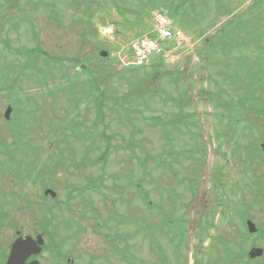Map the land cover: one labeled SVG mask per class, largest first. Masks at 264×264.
<instances>
[{"label": "rangeland", "instance_id": "obj_1", "mask_svg": "<svg viewBox=\"0 0 264 264\" xmlns=\"http://www.w3.org/2000/svg\"><path fill=\"white\" fill-rule=\"evenodd\" d=\"M154 9L185 32L180 48L161 64L122 67L97 28L126 43L150 34ZM263 46L264 0H0L2 252L16 230L44 231L75 264H119L107 242L124 231L147 260L130 264H184L202 213L190 191L243 188L238 169L264 167ZM245 91L260 101L247 112ZM8 97L22 134L3 119ZM56 251H42L41 264Z\"/></svg>", "mask_w": 264, "mask_h": 264}, {"label": "flooded vegetation", "instance_id": "obj_2", "mask_svg": "<svg viewBox=\"0 0 264 264\" xmlns=\"http://www.w3.org/2000/svg\"><path fill=\"white\" fill-rule=\"evenodd\" d=\"M238 171V181L243 183V188H235L229 183L227 187L211 191L199 187L193 194L198 206L202 205V213L197 221L198 236L186 240L184 264H264V174L256 177L241 168ZM162 195L155 197L160 200ZM167 201L164 197L160 203ZM159 205L156 209L166 214ZM152 208L154 219V206ZM123 238L124 231H120L116 240L107 242V250L119 258V264H124L126 255H134L126 248ZM42 250L56 251L57 248L46 242ZM152 253L148 249L150 256ZM54 256L53 264H75V258L61 255L60 250ZM34 259L41 264L38 256L29 257L27 262Z\"/></svg>", "mask_w": 264, "mask_h": 264}, {"label": "water", "instance_id": "obj_3", "mask_svg": "<svg viewBox=\"0 0 264 264\" xmlns=\"http://www.w3.org/2000/svg\"><path fill=\"white\" fill-rule=\"evenodd\" d=\"M105 54V53H104ZM10 112V107H8L5 111V117H8ZM264 149V143L261 144ZM45 193H50L54 196V193L50 190H46ZM42 240L40 236L37 237V242H35L31 237L26 236L24 239L19 237L12 244V248L8 255L6 264H26L25 260L31 254H37L40 249V244ZM37 261H32L29 264H36Z\"/></svg>", "mask_w": 264, "mask_h": 264}, {"label": "trees", "instance_id": "obj_4", "mask_svg": "<svg viewBox=\"0 0 264 264\" xmlns=\"http://www.w3.org/2000/svg\"><path fill=\"white\" fill-rule=\"evenodd\" d=\"M253 103H256V100H255V99H253ZM261 106H263V105H261ZM256 109H257V111H258L259 113H261L262 110H263V108H261L260 106H257Z\"/></svg>", "mask_w": 264, "mask_h": 264}]
</instances>
